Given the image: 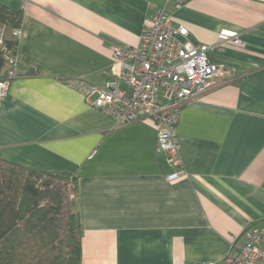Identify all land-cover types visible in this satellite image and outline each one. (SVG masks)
<instances>
[{"label":"crops","instance_id":"obj_1","mask_svg":"<svg viewBox=\"0 0 264 264\" xmlns=\"http://www.w3.org/2000/svg\"><path fill=\"white\" fill-rule=\"evenodd\" d=\"M0 3L22 14L0 159L78 176L82 264H218L235 237L264 222V0ZM158 7L195 46L244 42L207 54L234 75L182 106L187 176L174 183L151 122L118 125L71 83L103 86L114 48L139 46Z\"/></svg>","mask_w":264,"mask_h":264},{"label":"built area","instance_id":"obj_2","mask_svg":"<svg viewBox=\"0 0 264 264\" xmlns=\"http://www.w3.org/2000/svg\"><path fill=\"white\" fill-rule=\"evenodd\" d=\"M21 35V27L13 31L15 39ZM189 35L185 26L174 24L164 7H158L139 46L114 48L111 76L103 86L71 82L93 107L118 125L137 121L153 124L157 132L156 151L165 154L172 169L167 176L170 183L187 176L177 139L182 106L234 75L228 68L212 64L208 52L227 45H244L239 36H233L219 44L195 46ZM4 40V28L0 27V49L6 62V73L0 80V107L17 77L18 64L16 50L8 48ZM70 198L76 195L71 194ZM232 245L233 253L218 264H264V222L248 227L233 239Z\"/></svg>","mask_w":264,"mask_h":264},{"label":"trees","instance_id":"obj_3","mask_svg":"<svg viewBox=\"0 0 264 264\" xmlns=\"http://www.w3.org/2000/svg\"><path fill=\"white\" fill-rule=\"evenodd\" d=\"M21 22L20 12L0 3L8 48L16 50L13 31ZM5 73L0 49V80ZM77 194L76 174L42 172L0 159V264H82Z\"/></svg>","mask_w":264,"mask_h":264}]
</instances>
